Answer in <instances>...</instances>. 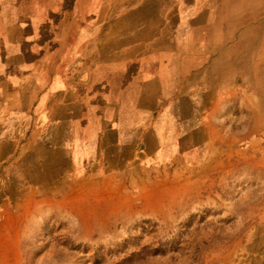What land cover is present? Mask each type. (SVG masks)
Returning <instances> with one entry per match:
<instances>
[{
  "label": "rangeland",
  "instance_id": "obj_1",
  "mask_svg": "<svg viewBox=\"0 0 264 264\" xmlns=\"http://www.w3.org/2000/svg\"><path fill=\"white\" fill-rule=\"evenodd\" d=\"M1 7L5 59L13 45L53 53L71 29L88 33L84 51L95 60L176 45L174 87L195 93L196 123L212 127L177 128L164 156L150 135L147 157L84 178L66 173L59 150L37 147L26 163L5 164L0 264H264V0Z\"/></svg>",
  "mask_w": 264,
  "mask_h": 264
},
{
  "label": "crops",
  "instance_id": "obj_2",
  "mask_svg": "<svg viewBox=\"0 0 264 264\" xmlns=\"http://www.w3.org/2000/svg\"><path fill=\"white\" fill-rule=\"evenodd\" d=\"M2 19L0 15L1 169L9 162L26 163V156L42 147L49 154L64 153L70 161L66 173L84 178L115 171L137 154L147 157L150 135L157 154L164 156L175 146L177 128L212 127L205 120L197 125L195 93L174 87L180 74L176 45L133 60H95L84 51L88 33L76 28L53 53L43 44L34 45L41 52L30 54L13 45V56L5 59ZM152 84L155 90L149 92ZM2 224L0 219V228Z\"/></svg>",
  "mask_w": 264,
  "mask_h": 264
}]
</instances>
